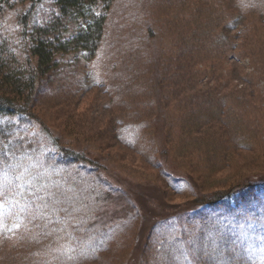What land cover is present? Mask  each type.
I'll return each mask as SVG.
<instances>
[{"label":"rangeland","instance_id":"374dc122","mask_svg":"<svg viewBox=\"0 0 264 264\" xmlns=\"http://www.w3.org/2000/svg\"><path fill=\"white\" fill-rule=\"evenodd\" d=\"M55 11L53 0H8L0 11V42L19 53L26 40L22 39V24L27 22L31 28L34 22L47 21ZM206 22L213 28L207 29ZM106 27L107 35L98 55L88 61L63 57L66 64L60 63L51 76L37 81L25 108L41 123L16 117L0 120V209L4 208L0 210L4 214L0 226L13 213L18 214L17 219H22L23 213L26 219L18 223L22 228L12 240L0 236V255L19 242L25 248L22 252H29L24 264H264V243L254 249L249 247L250 240L246 245L236 244L235 233L211 227V222L207 226L198 215L183 214L182 224L159 223L152 234L141 236L152 224L149 209L155 205L151 198L131 193L140 187V191H147L144 195L179 205L193 193L218 188V183L235 176L264 172V157L257 156L261 147L255 144L264 143V0H114ZM220 29L230 47L226 46V59L219 66L216 60L209 59L214 51L208 38L216 40V30ZM187 38L189 46L196 45L192 54L188 43L183 44ZM151 44L160 47L161 64L179 54L183 64L180 70L171 69L172 76L162 82L160 93L162 96L166 91L165 104H170L165 113L167 136L165 132L163 139L169 147V165L177 171L189 174L191 165L196 166L194 159L186 163L188 148L199 152L193 147L196 140L188 146L180 140L186 130L178 129L185 123L183 112L214 103L221 92L229 94V128L237 137L231 141L228 130L221 151L226 154L214 163L217 167L211 176L197 175V188L173 190L161 171L163 165L157 166L163 160V140H157L153 129L157 112L149 106L152 99L149 102L148 98ZM120 56L133 76H125ZM111 60L117 65H112ZM198 67L200 71L195 69ZM177 111L182 112V117L176 120ZM198 116L202 115L196 114L188 122L196 120L197 127L205 124ZM173 122L176 127L170 125ZM126 126L139 128L133 141L121 135ZM200 135L204 133L192 136ZM55 138L69 146H82L91 159L99 161L102 172L118 175L120 184L128 185L131 194L126 190L127 194L109 195L106 191L115 183L97 178L91 181L86 172L89 168L77 169L82 165L76 167L74 162L68 164L77 179V190L72 192L64 183L70 185L73 181L63 178L70 170L64 165H52L56 153L51 150H58ZM41 139L44 144L38 142ZM26 142L30 143L27 149ZM233 143H242L246 148L231 147ZM198 171L191 173L199 174ZM9 195H13L12 199ZM39 199L52 204L53 209H46L41 218V213L36 215L37 221L28 228ZM103 210L118 217L114 227L101 223ZM188 228L186 239L168 240ZM82 249L89 253L83 254Z\"/></svg>","mask_w":264,"mask_h":264},{"label":"trees","instance_id":"16d2710c","mask_svg":"<svg viewBox=\"0 0 264 264\" xmlns=\"http://www.w3.org/2000/svg\"><path fill=\"white\" fill-rule=\"evenodd\" d=\"M32 1L37 2L40 0ZM53 1L56 5V11L49 19H47V21L43 23L34 22L33 25H30L31 28H28L27 22L22 24L23 41L24 38H26V40L20 45L21 47L23 44L22 51L16 54V51L11 49L9 46H6L4 42H0V120L5 117H16L20 121L21 118H26L32 123H41V119L39 120L38 117L30 114L25 108L27 105L26 103L36 91L37 81L43 79L44 77L51 76L60 63L66 64V61L69 59L73 61H77L78 59L88 61L98 55L102 49L103 40L105 39L108 31L106 26L109 21V13L114 0ZM7 2L8 0H0V11L4 5L7 4ZM206 24L208 27L207 29L213 28L211 23L206 22ZM204 31L206 32V29H204ZM216 37V40L208 38L212 44L211 52L214 51V55L209 59L216 60L217 64L220 66L226 59L225 48L226 46L230 47V45L223 29L216 30ZM188 39L189 38L185 39L183 44L187 42L189 46ZM193 41L196 42L195 40ZM199 41L204 42V40ZM236 47L237 46L235 45L232 49ZM151 48L153 49V54H151V57L149 55L150 76L148 98L149 102L151 99L152 102H150L149 106L151 107L152 105L157 112L154 115L156 121L154 123L152 122L157 140H163L161 141L162 147L160 151L163 156V160L157 166L163 165L162 168L160 167L161 171L165 172L164 176H166L167 181L173 190L186 191L191 189L192 186L197 188V181H200V179L198 180L197 175H201L203 177L211 176L213 172H215L213 170L217 167V163L215 165L214 163L217 162L218 158L226 154L221 151L223 150L222 142H225L223 138L227 135L228 130H230L229 125L231 124V118L228 113L231 105L227 100L229 98V94L221 92L214 103L210 102V105L204 106L203 108L193 106L183 112V116L185 118L183 121L185 123L178 129L186 130L184 133L182 132L184 136L180 140L186 146L190 145V142L193 145V141L196 140L193 147L199 150V152L194 153L188 148L185 152V156L188 158L186 163H191V159L196 161V166L191 165L190 170H199V174H194L195 178L191 171H189V174L177 171L173 168V166L169 165L171 163L169 162L168 157L169 147L167 141L163 139V137L165 138L167 128L165 113L169 112L170 104H165L167 97L166 91L162 93V96L160 93L162 92V82L169 80L172 76L170 73L171 69L175 68L180 70L183 64L182 61L179 60L181 59L180 54V57L175 56V58L169 56L168 59L161 64L159 62L160 47L156 44H151ZM189 48L191 49L190 54H192V52L196 49L195 43H192ZM150 50L151 49H149V54L151 53ZM183 55L186 57L188 56L185 52ZM63 57H65V59L67 58V60L62 61ZM111 62L112 65H117V63L113 60H111ZM119 62L123 71L126 72L125 76L134 75V73L130 71V67L125 65L126 63L124 62L122 56H120ZM205 68L207 71L209 69V65H206ZM195 69L200 71L201 67ZM160 77L162 78L160 79ZM138 78L140 80H144V77L138 76ZM152 78L154 79L155 84ZM222 80L228 83L227 79L223 78ZM138 85H140V82H138ZM126 87L127 89L129 88L128 86ZM132 87H134L133 90L135 91L136 82L132 85ZM12 88L19 89V91L16 93ZM185 95L186 97L188 96V98L192 97V95L189 96V94ZM196 99L198 100L199 96H197ZM196 114L202 115L197 118L201 119L202 123L205 124L197 127L195 125L196 120L188 122V119L192 118ZM174 117L176 120L179 118L181 119L182 112H175ZM175 118H171V120L175 121ZM224 124H226L227 127L222 126ZM170 125L172 127L177 126L175 122L170 123ZM191 130H194V132L191 133ZM138 131L139 128L126 126L123 127L121 135L125 136L126 139L133 141V137L138 133ZM200 133H204V135H200V137L192 136ZM227 136L231 139V141L237 137L235 136V133H231V130ZM55 141L58 144V150H51L56 153V159L52 161V165L54 168L59 167V165H64V167L62 166L64 169L70 170L68 175L63 176V178L65 180L73 181L70 185H67V181L64 183L67 188L69 187V189L72 190V192L77 190L74 187V182H76L77 179L74 176L75 173L73 172V169H70L68 164L74 162L76 167L82 165L80 166L81 168L78 167L77 169L82 170L84 167L89 168L86 172L91 177V181L97 178L102 179L104 183H115L110 186V190L106 191L109 195L117 196L122 193L127 194L125 192L126 190L130 193L128 190L130 187L128 185L125 187L122 186L118 175L109 172L108 170H104V172H102V166L99 161L91 159L92 157H89V153L87 154L81 149L82 146L79 145L73 147L66 145L65 143L63 144L59 138H55ZM38 142L43 143V139ZM255 144L257 147H261V153L257 151V156L264 157V143L257 141ZM29 146L30 143L26 142L24 148L27 149ZM209 146H211V148H209ZM214 146L217 147L215 150L213 148ZM237 146L238 145L235 143L231 144V147ZM244 146L245 145L242 143H239L238 147L246 148ZM95 169L99 171L96 172ZM218 185V188L193 193V196L185 199V202L179 205L162 203L157 196L150 194L144 195V192L147 191H140V187L139 190L132 187L134 188L133 192H131L132 194L139 193L141 196L147 197L148 200L151 198L150 202L152 201L151 203H154L155 205L154 208L152 207L149 209V214L151 218L153 217L152 224L149 225L148 232L146 234L145 232H142L141 236L152 234L154 227L159 223L164 222L168 225L173 224V221H175L178 224H182V215L185 214V217L189 215L200 216V218L204 221L203 223L207 226L208 222H211L213 223L211 227L216 225V227L225 228V230L227 229L228 232L232 231L236 234V244L239 243L241 246L246 245L249 240L251 241L249 245L251 249L263 244L264 172L245 177L235 176L232 179L226 180L225 183H218ZM15 199L17 198H13L10 204L14 203ZM29 205L31 208L29 207L25 210V217H27V213L32 210V205H34V203ZM46 209H53V205L47 204L45 200L39 199L38 204L35 203V211H33L34 216L30 219L31 221L28 224V228L32 226L33 222L37 221L34 217L41 213V218L43 214H45ZM1 211L3 212V210ZM104 212L105 216L101 223L105 227L107 225H109V227H114L118 217L111 213H106V211ZM60 214L67 217L64 213ZM3 215L4 214H0V218ZM17 215V213H13L11 218L7 221L2 220L3 224L0 226V236L4 237V240H12L11 237L15 235L20 228H22V225L18 223L22 220L25 222L26 219L23 218V213L21 214L22 219H17ZM183 232L172 234L174 239L171 238L168 240H170V242H175L186 239V234L190 233L189 228L188 231L187 229H184ZM108 234L110 235V232H108ZM30 239H32V237ZM22 240L23 239L20 241ZM255 243L257 245H255ZM19 248L21 251L18 250ZM2 249L3 245H0V254ZM24 249V246L19 244V242L13 248L7 247V254L0 255V264H24L26 260H28L26 254L29 253L27 252L25 254V252H22ZM80 251L84 252L83 254L89 253L84 249Z\"/></svg>","mask_w":264,"mask_h":264}]
</instances>
